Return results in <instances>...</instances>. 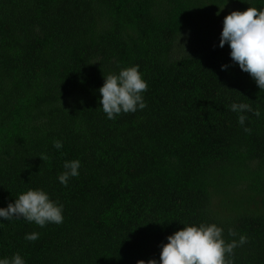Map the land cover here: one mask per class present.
<instances>
[{
  "label": "trees",
  "instance_id": "obj_1",
  "mask_svg": "<svg viewBox=\"0 0 264 264\" xmlns=\"http://www.w3.org/2000/svg\"><path fill=\"white\" fill-rule=\"evenodd\" d=\"M248 7L264 0H0V208L43 190L64 217H0V260L160 264L168 236L216 224L248 237L233 264H264V89L219 46ZM137 65L147 106L108 119L105 77Z\"/></svg>",
  "mask_w": 264,
  "mask_h": 264
},
{
  "label": "clouds",
  "instance_id": "obj_2",
  "mask_svg": "<svg viewBox=\"0 0 264 264\" xmlns=\"http://www.w3.org/2000/svg\"><path fill=\"white\" fill-rule=\"evenodd\" d=\"M225 43L231 48L232 61L251 75L260 90L264 89V9L248 7L244 11H232L226 15L219 46L223 47ZM138 68V65L127 67L120 70L118 75L105 77V83L99 91L102 95L100 103L108 119H115L121 113H134L147 106L142 93L147 91L148 84L142 79ZM226 68L227 65H222V69ZM231 110L240 113V125L245 124L247 117L243 113L246 111L260 116L259 108L253 109L247 103H233ZM244 131L251 133L247 127ZM54 147L61 148L62 142L55 141ZM40 157L42 160L48 159L47 156ZM79 168V160L66 161L65 171L58 176L60 183L67 186L70 178L79 176ZM62 209L63 205L50 200L43 190H28L19 195L14 203H9L7 208H0V217L6 220L23 217L28 222L44 227L48 223H62ZM229 235L236 236L237 233L229 229ZM25 239L36 241L39 234H27ZM167 240L160 253V264H233L230 257L234 255V249L247 243L248 237L240 235L238 241L234 239L226 243L223 228L216 224H201L185 226L168 236ZM0 264H25V261L16 254L11 261L6 258L0 260ZM137 264H157V261L139 260Z\"/></svg>",
  "mask_w": 264,
  "mask_h": 264
}]
</instances>
